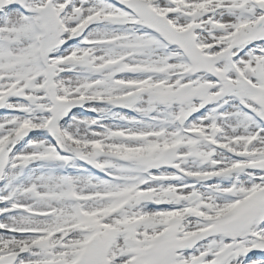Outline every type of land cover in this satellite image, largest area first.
<instances>
[{"label":"snow or ice","instance_id":"snow-or-ice-1","mask_svg":"<svg viewBox=\"0 0 264 264\" xmlns=\"http://www.w3.org/2000/svg\"><path fill=\"white\" fill-rule=\"evenodd\" d=\"M0 264H264V0H0Z\"/></svg>","mask_w":264,"mask_h":264}]
</instances>
